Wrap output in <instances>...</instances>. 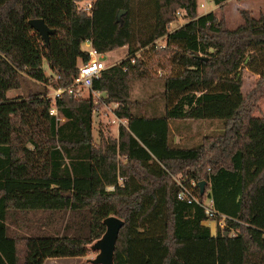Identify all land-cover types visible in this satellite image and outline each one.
I'll return each instance as SVG.
<instances>
[{"label": "trees", "instance_id": "obj_1", "mask_svg": "<svg viewBox=\"0 0 264 264\" xmlns=\"http://www.w3.org/2000/svg\"><path fill=\"white\" fill-rule=\"evenodd\" d=\"M86 1L91 9H80ZM198 1L0 0V264L86 256L110 216L122 221L113 264H264V117L254 115L264 98V13L241 9L231 28L223 14L199 15ZM228 1L212 0L219 10ZM178 12L187 21L170 30ZM34 18L54 30L48 43ZM86 42L102 53L129 50L93 83L128 119L100 144L91 96L7 95L25 77L71 86L89 60ZM151 65L162 72L164 116L134 111L132 83ZM245 71L258 76L246 94ZM171 119L223 120L224 128L182 147L170 140ZM191 181L206 182L198 195L214 200L215 219L179 199L180 182ZM223 216L226 227L213 234L205 222Z\"/></svg>", "mask_w": 264, "mask_h": 264}, {"label": "rangeland", "instance_id": "obj_2", "mask_svg": "<svg viewBox=\"0 0 264 264\" xmlns=\"http://www.w3.org/2000/svg\"><path fill=\"white\" fill-rule=\"evenodd\" d=\"M205 4V8L201 7V4ZM241 9H247L253 12V15L259 16L264 13V0H229L222 10H219V6H215L211 0H199L198 1V14H205L211 11L223 14L231 28H236L242 23V17L239 13ZM180 11V10H179ZM186 18L181 13V16L176 13V20L171 23L170 30L182 26L186 22ZM164 45V42H160ZM85 50L89 49V44L86 42L83 44ZM128 46L116 49L114 51L105 53V57L101 60L108 66L117 64L128 55ZM145 53V54H143ZM143 55L145 58L149 56V52L142 50L138 53V56ZM150 65V63H149ZM44 68L47 74L52 76L51 69L46 61L44 62ZM150 73L147 78H141L134 80L132 83L131 98L136 102L134 105V111L136 114L145 116H164L166 113V103L163 96L164 92V80L163 76L159 73V68L153 65L149 66ZM245 84L243 86V93H248L256 83L258 77L252 74L250 71H245ZM23 87L21 89L11 90L7 93L11 99L27 98L30 91L41 90L45 91L48 97L53 96L54 87L50 83L45 86L39 81L30 80L25 77ZM53 82V78H51ZM83 97L91 96L95 103V109L93 114V135L94 141L100 144L101 137L111 136L117 138L119 135V125L116 121L115 109L118 108L116 103H107L104 100V94L101 92H94L86 88H81ZM255 116L264 117V98L259 101L258 108L254 113ZM64 120V119H62ZM223 120H170V140L173 145L182 147H194L197 146L202 140L203 136L209 134H218L223 131ZM177 142V143H176ZM176 180H179V176H175ZM108 231L100 240L94 242L86 256L80 257H62V258H48L44 264H113L112 262V250H113V233L118 226V218L115 216L109 217L107 220ZM211 221V220H210ZM218 222H211L212 232H217ZM112 231V232H111ZM111 232V233H110Z\"/></svg>", "mask_w": 264, "mask_h": 264}, {"label": "built area", "instance_id": "obj_3", "mask_svg": "<svg viewBox=\"0 0 264 264\" xmlns=\"http://www.w3.org/2000/svg\"><path fill=\"white\" fill-rule=\"evenodd\" d=\"M80 9L90 10L92 7L91 1L86 2H80L79 4ZM201 7L205 8V4L202 3ZM178 15L181 16V12H178ZM162 40H158L156 42V47L162 48L164 45L160 44ZM89 43V49L86 50L89 55V60L85 63H80L79 65V72L78 75L75 77L74 83L67 87V88H55L53 91L52 98L56 100L59 96H61L64 92L68 91L69 93H75L76 95L81 97L82 91L78 90V88H86L89 90H92L94 80L99 78L101 75V72L108 68V66L103 62V59L105 57V53L99 52L97 49H95L91 42ZM162 75V72H159ZM94 91V90H93ZM99 92V91H94ZM118 106V105H117ZM58 111L54 107L51 110V114L57 115ZM116 121L118 122V125H127L128 119L127 118H120L116 115ZM124 181V178H119V182L122 183ZM181 185V191L178 194L179 199L186 200L189 203L196 202L202 205V207L205 210L206 215L209 219H215L219 213L215 209L214 206V200L211 197H206L205 199H201L198 195V188L200 187V184H198L196 181H191L190 184H183L180 182ZM108 190H114L115 186L111 185L107 187ZM210 221V220H209ZM216 221V220H211ZM218 225L224 229L226 227V217L223 216L221 220H219ZM231 235H236V231L232 230Z\"/></svg>", "mask_w": 264, "mask_h": 264}, {"label": "water", "instance_id": "obj_4", "mask_svg": "<svg viewBox=\"0 0 264 264\" xmlns=\"http://www.w3.org/2000/svg\"><path fill=\"white\" fill-rule=\"evenodd\" d=\"M124 13H125V11H123V10L119 11V13L117 14V19L118 20L121 19V16ZM29 24L32 26V28L35 31H37L41 35V37L44 39V41L46 43L49 42L50 36L52 34H54V30L52 28H50L46 24V22L44 21V19H42V18H34V19H31L29 21ZM205 186H206V182L205 181H203V182L200 183L201 194H203L205 192ZM117 222H118V226H117V228L115 229V231L113 233V239H112L113 240V243H112L113 244V247H114V241H115V238H116V234H117L118 228L122 225V221L120 219H118ZM224 235L225 236H228V232H225ZM112 254H113V250H112Z\"/></svg>", "mask_w": 264, "mask_h": 264}, {"label": "crops", "instance_id": "obj_5", "mask_svg": "<svg viewBox=\"0 0 264 264\" xmlns=\"http://www.w3.org/2000/svg\"><path fill=\"white\" fill-rule=\"evenodd\" d=\"M211 2H212V0H211ZM215 6H217V5H215ZM88 44H89V43H88ZM83 49H84V48H83ZM257 77H258V76H257ZM176 143H177V142H176ZM110 217H111V216H110ZM211 222H213V221H206L205 224L211 227V226H212V225H211ZM215 233H216V232H213V234H215Z\"/></svg>", "mask_w": 264, "mask_h": 264}, {"label": "bare ground", "instance_id": "obj_6", "mask_svg": "<svg viewBox=\"0 0 264 264\" xmlns=\"http://www.w3.org/2000/svg\"><path fill=\"white\" fill-rule=\"evenodd\" d=\"M112 246H113V244H112Z\"/></svg>", "mask_w": 264, "mask_h": 264}]
</instances>
